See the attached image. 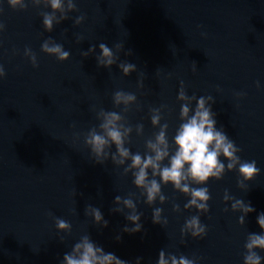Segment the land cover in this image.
Listing matches in <instances>:
<instances>
[{"label":"water","instance_id":"95a60500","mask_svg":"<svg viewBox=\"0 0 264 264\" xmlns=\"http://www.w3.org/2000/svg\"><path fill=\"white\" fill-rule=\"evenodd\" d=\"M75 3L78 11L45 32L40 13L50 8L13 10L0 0V22L5 25L0 65L6 73L0 79V264H61L84 234L130 264L138 256L141 264H156L161 249L166 255L199 257L198 264H242L246 236L259 233L256 217L264 212V0ZM79 15L85 19L74 25ZM76 35L83 37L80 43ZM49 37L69 51L68 60L58 62L40 51ZM101 42L110 48L123 45L117 63H134L136 71L124 77L115 65L97 68L98 47L89 57L81 56ZM25 47L36 54L38 67L24 56ZM137 80H142V88H137ZM180 81L188 95L214 98L217 127L241 149L242 160H255L260 168L246 190L237 188L235 171L203 185L211 198L209 211L200 214L207 227L202 239L180 235L185 220L196 215L195 209L184 210L187 197L166 185L161 189L168 198L164 204L145 205L131 174L122 175L123 167L110 159L95 164L83 143V134L99 123L93 108L119 111L112 105L117 90L135 93L140 105L125 114L131 125L144 126L143 136L131 134L127 146L133 153L143 154L144 140L158 131L150 123L151 107L167 105L161 123L169 124L171 141L180 123ZM225 190L255 209L243 226L237 223L239 212L224 211L231 203L222 202ZM129 194L142 213V231L134 234L122 233L128 222L110 212L116 195ZM173 203L181 211L173 212ZM86 205L98 207L108 226L94 225L84 215ZM156 207L162 208L166 225L152 223ZM56 218L70 222L71 232H57ZM117 234L120 241L114 239ZM257 252L264 257V251Z\"/></svg>","mask_w":264,"mask_h":264},{"label":"clouds","instance_id":"9594fccd","mask_svg":"<svg viewBox=\"0 0 264 264\" xmlns=\"http://www.w3.org/2000/svg\"><path fill=\"white\" fill-rule=\"evenodd\" d=\"M8 6L13 10H25L31 5L33 8H50L49 12H41L42 26L45 32H52L54 25H59L69 18L68 14L78 11L75 0H6ZM3 9L0 8V12ZM85 19L79 15L74 20V25H80ZM5 25L0 22V33L4 31ZM66 31V30H65ZM63 35V33H62ZM83 37L76 35V43H80ZM95 61L97 68L110 69L115 65L124 77L136 71V65L119 60V53L123 45L115 44L109 47L101 42L98 46L90 45L87 51L81 52L83 58L89 57L97 51ZM40 51L46 55L54 56L58 62L69 59V51L64 50L60 43H56L51 37L45 39L40 46ZM24 56L28 58L33 68L38 67L37 57L28 47L24 49ZM131 52H125L128 56ZM195 70V65L194 69ZM6 75L4 68L0 65V79ZM259 87V82H257ZM142 80H137V88H142ZM242 97L245 93H237ZM176 100L180 103L178 120L180 123L169 140V124L163 119V111L167 105L149 108L150 123L158 131L144 140V152L133 153L127 145L131 144V134L135 131L137 137L143 136L144 126L142 123L131 125L126 119L133 105L139 110L135 93L117 90L112 94L113 109L119 111H106L104 108L98 110L93 108L98 125L90 128L83 134L84 146L89 150L90 156L95 164L103 165L109 159L117 168L123 167L122 175L131 174L132 184L139 190L143 203L151 207L157 201L164 204L168 199L162 194V187L171 185L174 192L188 198L184 204V210L195 209L196 215L188 217L180 229L183 238L185 234L193 239H202L207 234L206 225L200 222V214L209 211L208 201L211 196L206 185L209 180H220L225 172L235 171L237 173V188L246 190L247 182L255 179L260 174V168L256 161L242 160L238 155L241 149L225 133L223 127H217L216 113L212 110L215 103L211 95L200 96L188 95L185 91L183 81H180ZM194 102V107H193ZM79 136V133L74 134ZM114 148V151L112 149ZM226 162V163H225ZM134 194L127 198L116 195L113 199V207L110 212L122 214L128 222L121 229L122 233L134 234L142 231L140 223L142 213L137 211V202H134ZM222 202L230 203V208L224 211L239 212L237 223L245 224L248 214L255 211L250 202L242 198H234L225 190ZM126 210V212H125ZM162 208L156 207L151 213L153 224L160 226L167 224V218L162 219ZM173 212L181 211L178 204L173 203ZM84 215L90 216L94 225L100 228L108 226L103 213L98 207L86 205ZM57 232L70 233V222L55 219ZM256 223L260 229L259 233L250 232L245 239L243 248L242 264H261V257L257 250L264 251V212L256 217ZM131 225V227H129ZM114 239L121 240L117 234ZM199 257L188 258L184 255H166L163 249L159 250L156 264H198ZM142 257L135 258L134 264H141ZM61 264H130L129 261L119 258L112 252H105L104 248L92 240L90 235L84 234L76 242L70 252H66Z\"/></svg>","mask_w":264,"mask_h":264}]
</instances>
